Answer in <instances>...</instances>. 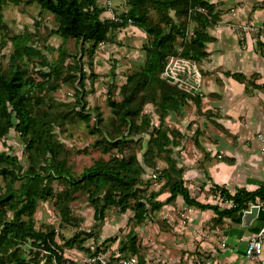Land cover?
I'll return each instance as SVG.
<instances>
[{"label":"rangeland","instance_id":"374dc122","mask_svg":"<svg viewBox=\"0 0 264 264\" xmlns=\"http://www.w3.org/2000/svg\"><path fill=\"white\" fill-rule=\"evenodd\" d=\"M97 4L103 9L100 17L112 21H114L112 16L119 17L128 9L125 0H97ZM191 14V9L185 15H178L174 11L168 12V17L173 20L178 34L173 41L177 54L170 56L178 58L182 68L189 67L192 71L195 67L199 70L198 91L194 94L186 92L192 99H197L198 105L187 98L181 103L180 110L169 112L165 116L163 121L171 130L170 133L174 136L172 142L175 144L174 146L170 144L166 151L159 153L154 147L152 160L156 162L157 168L144 170L139 188L141 195L147 198L149 193L163 186L164 179L158 175L160 170L167 167L165 158L168 156L174 160L178 168L182 169L184 185L187 189L188 185L193 188L192 194L188 189L192 197L197 201L204 200L206 203L210 201H213V204L220 203V207L223 208L228 203L221 201L214 192L208 166L220 161L233 163L235 159L242 164L245 159H249L246 153L250 154L253 150V139L260 141L262 137L261 142H264V131L257 129L259 117L253 109L249 114L241 110L240 100L232 101L230 106L234 110L225 114L221 105L206 107L207 101L204 106L206 108H202L204 98L208 96L202 89L203 80L211 73L206 68H200L196 63L197 60L182 55L183 42L189 41L196 27ZM149 18L159 23L164 34L168 32L170 25L165 21L164 13L151 9ZM56 26L54 15L40 10L39 5L33 0L31 2L5 0L1 3L0 72L8 73L10 62L14 61L25 69L34 82L43 81L45 77L41 73L47 70L48 64L54 61L59 63L58 75H54L44 87L27 88V92L37 104V112L50 113L51 135L62 148L58 158L65 160L70 177L79 176L94 160L109 159L113 155H128L136 152L138 161L143 164L144 152L149 143L148 134L152 126L156 127L159 124L161 113L159 105L152 102L145 103L141 113L134 116V121L131 123L114 113L108 99L120 102L124 96L130 94L127 90L123 91L122 85L126 83L129 75L138 72L144 65L145 47L149 45L146 34L129 23L121 29L111 30L106 40L98 43L90 54L88 49L91 43H85L81 49L75 39L63 40L56 34ZM210 28V26L206 28V34ZM180 30L185 33L184 40L179 35ZM16 42L22 48L30 46L31 54L24 55L22 59L11 60L15 54ZM205 57L198 60L204 62ZM76 66H80L81 69L75 72ZM162 72L159 77L166 83L174 84L164 78L166 74ZM80 73L83 76V99L86 100L83 110L84 113H88V120H84L78 114L81 103L78 100L80 94L76 80ZM180 73L181 70L178 75H181ZM221 73L225 77L229 75V71L222 70ZM73 74H76L75 79L69 78ZM186 74L187 72L183 77ZM216 89L219 91V88ZM99 115L101 120L95 124V118ZM142 121L148 122L145 126L146 130L145 127H141ZM122 135H127L128 138L121 150L117 147L104 150V147H109L111 141L121 138ZM0 151L14 155L24 169L27 167L24 143L15 129H11L7 136L0 138ZM260 152H263L262 149ZM184 160L190 164H184ZM189 166L196 167L199 173L204 174L201 180L184 177ZM4 185L5 182L0 176L1 192L4 191ZM18 185L19 181L14 183V186ZM206 185H209L208 189H205ZM52 187L55 194L37 203L33 215L34 227L42 231L48 230L49 227L54 228L55 240L62 246V254L65 263L68 264H87L88 253L84 248L89 246L101 247L100 251L105 255V259L113 264H117L119 259L130 258H136L138 264H195L196 257L208 255L201 251L203 250L201 244L193 242L192 237L196 233L200 234L203 230L207 235L213 234L216 242H220L224 230L248 227L250 223H243L244 211H248L252 206L262 207L261 202L250 204L236 218H223L217 222L213 218L214 214L202 213L197 207L186 205L182 197L177 196L175 201L166 203L155 211L151 210L148 204L145 218L140 223L134 221L133 211L120 213L115 208L107 209L104 218L96 221L93 207L89 204L83 188L71 192L70 198L65 199L58 196V193H62L68 187L64 178L54 179ZM235 189L237 188H233V191ZM164 193L169 195L168 192ZM63 210L66 211L65 216ZM7 215L11 216V213L8 212ZM204 218L205 220L201 222ZM75 235H78L77 240L72 241L71 245L68 244ZM132 238H134V253L130 250ZM80 239H84L82 248L78 246ZM120 243L125 246L123 251L119 250ZM215 248L218 249L217 246ZM21 250L23 257L27 259L32 257L29 253L30 246L27 244H22ZM42 255L45 254L40 252L39 257ZM44 259L45 257L42 261Z\"/></svg>","mask_w":264,"mask_h":264},{"label":"trees","instance_id":"16d2710c","mask_svg":"<svg viewBox=\"0 0 264 264\" xmlns=\"http://www.w3.org/2000/svg\"><path fill=\"white\" fill-rule=\"evenodd\" d=\"M5 0H0V4ZM17 2L19 0H13ZM31 2V0H27ZM40 10L50 12L56 21L55 33L63 40L73 38L79 42L81 49L85 43H91L89 53L91 54L98 43L106 40L111 30L121 29L131 23L139 28L147 36L148 44L145 47L146 59L143 67L136 73L129 75L127 81L122 85L123 91H129L127 97L120 102L108 99L109 106L114 113L124 120L133 123L134 116L141 113L145 103L158 104L161 113L159 124L152 126L149 135L148 148L144 152L143 164L137 159L136 152L128 155H113L109 159L99 158L85 167L77 177H70L66 162L59 159L62 150L51 135L50 126L52 118L50 113L36 111L33 97L28 94L27 88H42L48 81L60 72L57 61L48 64L47 70L41 73L45 80L36 81L27 75L24 68L17 62H10L8 73L0 72V138L7 136L11 129H15L24 143V151L27 155L28 165L24 169L14 155L0 151V176L4 180V191H0V264H68L62 254V246L55 240L54 228L48 230H37L34 227V212L38 201H45L55 193L52 181L58 178L66 180L67 188L58 193L59 197L70 198L71 192L83 188L87 194V200L94 210V219L102 220L104 213L109 208H115L123 213L127 210L133 211V219L140 223L147 213V206L156 210L166 203L175 201L181 196L184 203L201 210L211 209L214 220L220 222L223 218H236L239 213L257 202L264 203V181L255 190L238 188L231 193L226 187L213 183L214 192L221 201L229 204L221 208L218 204L201 203L192 197L182 178V169L176 166L174 160L166 156L167 167L160 170L158 177L164 179V184L155 192L149 193L148 197L141 195L139 182L144 170L156 169V162L152 160L153 149L156 152L166 151L174 136L166 127L164 118L169 112L181 109L183 100L190 95L178 89L177 85L166 83L159 74L170 55L177 54L173 41L178 36L174 28L173 20L168 17V12L174 11L178 15H185L191 9L196 27L193 29L189 41L183 42L182 55L187 58L198 60L207 55L206 42L210 36L206 34V28L211 27L217 17L213 12L214 5L210 0H125L128 9L120 14L118 21L102 19L100 17L103 9L98 6L97 0H33ZM204 8V12L197 10ZM153 9L165 14V21L169 23L168 32L163 33L159 23L149 18V12ZM183 40L185 33L180 30L179 34ZM15 44V54L11 60L22 59L30 55L29 47L22 48ZM83 51V50H82ZM76 66L75 72L80 70ZM76 74L69 78L75 79ZM240 79L238 74H232ZM78 97L81 103L78 114L84 120L89 119L87 112L84 113L86 100L84 98L83 76H77ZM194 103L198 105L197 99ZM101 120L100 115L95 118V124ZM148 122H141L144 128ZM134 126V125H133ZM146 130V127H145ZM144 131V130H142ZM127 135H122L111 141V147L121 150ZM19 181L16 187L14 183ZM168 192L169 195L161 201L158 196ZM10 212L11 216L7 213ZM66 211L63 210V216ZM75 235L68 244L76 241ZM89 237V236H88ZM87 238V237H85ZM84 239L78 240V246L82 248ZM30 246L29 253L32 257H23L21 245ZM119 250L123 251L125 246L120 243ZM101 247L89 246L84 248L88 253L87 258L100 251ZM35 249V251H33ZM132 253L134 249V238L130 245ZM40 252H43L39 257ZM45 259L42 261V259ZM71 262V261H70ZM92 264H101L96 261Z\"/></svg>","mask_w":264,"mask_h":264},{"label":"crops","instance_id":"0c3cea01","mask_svg":"<svg viewBox=\"0 0 264 264\" xmlns=\"http://www.w3.org/2000/svg\"><path fill=\"white\" fill-rule=\"evenodd\" d=\"M210 2L214 5L213 12L217 13V17L208 31L210 40L206 42L207 55L203 59L204 62L199 60L196 62L200 68H206L211 73L203 80L202 89L208 96L203 97L205 102L202 108L221 105L225 114L234 110L230 106L232 101L240 100L241 110L249 114L253 109L259 117L256 127L264 131V31L255 33L242 28L244 26L264 28V0H210ZM222 70L229 71L228 77L221 73ZM232 74L240 75V79L234 78ZM216 88H219V91ZM252 145L253 150L250 154L246 153L249 159H245L242 164L236 159L233 163L225 161L211 163L207 168L211 181L225 186L231 193L235 187L250 191L258 188L264 181V142L253 139ZM183 163L189 162L184 160ZM202 174L196 167L189 166L184 177L201 180ZM208 186L206 185L205 189H208ZM188 189L192 194L193 188L188 185ZM167 196V193H161L158 199L163 201ZM199 202L206 203L204 200ZM210 204H213V201H210ZM261 204L262 207L258 206L260 209L248 227L224 230L220 242H216L213 234L207 235L203 230L200 234L196 233L192 237L193 242L201 244L205 250L201 251L208 255L196 257L195 264H256L255 260L246 259L244 248L250 234L262 229L264 233V203ZM228 206L229 204H225V207ZM199 210L202 213L214 214L211 209ZM204 220L205 218L201 222ZM211 239L214 241L210 242ZM260 257L264 259V242Z\"/></svg>","mask_w":264,"mask_h":264},{"label":"built area","instance_id":"2783aa9c","mask_svg":"<svg viewBox=\"0 0 264 264\" xmlns=\"http://www.w3.org/2000/svg\"><path fill=\"white\" fill-rule=\"evenodd\" d=\"M197 10L204 12V8L202 7H197ZM112 19L114 21H118L119 17L112 16ZM242 28L249 29L251 32H255V33L260 30L264 31V28L259 29L256 27H246V26ZM177 59L178 58H175L173 56H170L168 58L164 70L162 72L164 75L166 74L164 78L172 81L174 84H176L179 88H181L185 92L194 94L196 91H198L200 85L199 84L200 72L195 67L192 69V71L191 68L189 67L182 68V65H179V60ZM180 70L182 71V73H180L181 75H178ZM185 72H187V74L186 76L183 77ZM260 140H263V138L261 137ZM263 242H264L263 229L249 236L246 240V245L244 248V254L246 259L255 260L256 264H264V259L260 257L263 249ZM96 261H99L101 264H113L108 259H105V255H103L101 251L87 258V264H92ZM117 262H118L117 264H138L136 258L119 259Z\"/></svg>","mask_w":264,"mask_h":264},{"label":"water","instance_id":"95a60500","mask_svg":"<svg viewBox=\"0 0 264 264\" xmlns=\"http://www.w3.org/2000/svg\"><path fill=\"white\" fill-rule=\"evenodd\" d=\"M257 211H258L257 206H252L248 211H244L242 216L243 223L244 224L250 223V221L256 217Z\"/></svg>","mask_w":264,"mask_h":264}]
</instances>
